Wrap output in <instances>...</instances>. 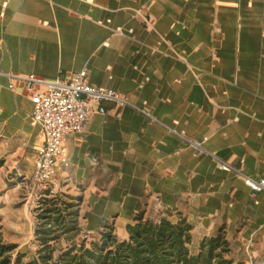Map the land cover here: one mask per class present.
I'll list each match as a JSON object with an SVG mask.
<instances>
[{"label": "crops", "instance_id": "1", "mask_svg": "<svg viewBox=\"0 0 264 264\" xmlns=\"http://www.w3.org/2000/svg\"><path fill=\"white\" fill-rule=\"evenodd\" d=\"M83 70L133 106L66 137L52 184L82 197L86 231L180 213L193 252L223 231L234 264L264 262V194L213 158L264 179V0H0V179L28 181L44 141L22 78Z\"/></svg>", "mask_w": 264, "mask_h": 264}, {"label": "trees", "instance_id": "2", "mask_svg": "<svg viewBox=\"0 0 264 264\" xmlns=\"http://www.w3.org/2000/svg\"><path fill=\"white\" fill-rule=\"evenodd\" d=\"M81 203L80 196L46 191L37 214V250L31 256L16 252L17 246L0 235V264H234L223 231L204 238L193 252V226L180 213L175 221L140 214L126 227L125 240L118 238L113 225L105 224L98 240L77 245ZM62 239L67 246L58 248Z\"/></svg>", "mask_w": 264, "mask_h": 264}, {"label": "built area", "instance_id": "3", "mask_svg": "<svg viewBox=\"0 0 264 264\" xmlns=\"http://www.w3.org/2000/svg\"><path fill=\"white\" fill-rule=\"evenodd\" d=\"M87 1L91 3L94 0ZM117 32L122 31L117 29ZM22 80L26 82L28 89L35 85L42 87V90L32 97V118L33 124L41 127L44 141L37 150L35 167L27 181L32 193L42 197L49 190L57 173L70 167V161L64 152L66 137L83 134L94 114L106 113L105 103H114L120 110L132 105L118 92L92 85L86 70L73 77L66 76L64 79L47 80L32 75ZM136 109L150 116L147 108ZM186 141L196 155L205 153L201 143ZM213 158L220 170L235 173L253 193L264 194V179L255 181L229 163L215 156ZM248 264L264 262L250 257Z\"/></svg>", "mask_w": 264, "mask_h": 264}, {"label": "rangeland", "instance_id": "4", "mask_svg": "<svg viewBox=\"0 0 264 264\" xmlns=\"http://www.w3.org/2000/svg\"><path fill=\"white\" fill-rule=\"evenodd\" d=\"M7 179L11 180L9 182ZM0 179V235L5 243L16 245V252L26 253L31 256L38 248L36 243L35 230L37 227V214L40 205V200L43 198L40 195L35 196L27 181L22 179L9 178ZM9 183H15L14 186H9ZM53 195L60 192V188L54 184L49 188ZM88 214L81 211L79 224L81 227L80 235L75 239L77 245H81L84 241L87 246L92 241L99 238V234H89L86 230V216ZM167 212L160 210H151L146 213L145 218L151 220H159L162 217H169ZM177 218H171L175 221ZM67 242L62 239L59 242V247H66Z\"/></svg>", "mask_w": 264, "mask_h": 264}]
</instances>
